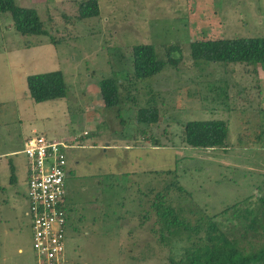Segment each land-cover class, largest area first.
Wrapping results in <instances>:
<instances>
[{
    "label": "rangeland",
    "instance_id": "obj_1",
    "mask_svg": "<svg viewBox=\"0 0 264 264\" xmlns=\"http://www.w3.org/2000/svg\"><path fill=\"white\" fill-rule=\"evenodd\" d=\"M80 2L17 0L38 11L55 44L21 35L10 14L0 18V264L37 263L26 198L30 134L76 147L67 151L74 174L68 187L86 199L83 209L69 215L67 264H169L170 248L154 231L158 194L182 217H214L227 235L239 237L243 219L232 207L256 209L264 194V71L196 64L190 45L264 37V0H99L100 16L87 20L79 19ZM143 44L155 46L163 59L179 44L182 59L177 68L137 81L132 54ZM55 71L64 74L67 98L35 103L27 77ZM123 73L131 81L121 85L126 106L122 102L118 117V109H105L99 82ZM153 92L160 122L137 125L136 113ZM205 120L229 123L228 151L183 142L184 126ZM71 137L77 141L69 142ZM12 167L18 184L11 182ZM249 243L256 240L242 242L247 251Z\"/></svg>",
    "mask_w": 264,
    "mask_h": 264
},
{
    "label": "trees",
    "instance_id": "obj_2",
    "mask_svg": "<svg viewBox=\"0 0 264 264\" xmlns=\"http://www.w3.org/2000/svg\"><path fill=\"white\" fill-rule=\"evenodd\" d=\"M6 14L11 15L13 28L21 35L48 37L51 44H55L36 9L20 7L17 0H0V18H7ZM100 14L99 0H81L79 3L80 20L97 18ZM190 47L191 57L196 64H246L259 66L264 71V37L198 40ZM132 55L134 76L140 82L158 76L168 68H177L182 59L179 44L167 49L165 59L158 56L153 45H137L133 48ZM120 78L102 79L99 88L105 109H118V117H123V105L126 104L120 88L122 83L131 80L128 73H123ZM27 88L30 99L38 104L65 99L69 92L61 71L29 75ZM152 94L154 96L147 101L146 107L136 113L134 121H137V125L144 124L149 127L160 122V110L154 103L157 99L156 93ZM139 135H143L141 129ZM228 135L229 123L225 120L190 121L183 129V142L192 148L228 151ZM11 171V182L14 183V167ZM262 191L264 192L263 189ZM164 200L165 196L158 194L152 206L158 216L159 228L154 231L158 234L159 243L170 248L169 264H264V194L258 198L256 209L251 205L243 211L238 210L237 206L232 207L235 217L243 219L239 237L233 233L227 235L222 223L214 217L201 215L192 222L179 214L182 210L178 212L173 206L166 205ZM251 201L252 197L248 198L247 202ZM228 212L227 208L224 213ZM249 238H254L258 243L257 246L256 243H249L251 251H247L242 245ZM178 248L180 252L174 253Z\"/></svg>",
    "mask_w": 264,
    "mask_h": 264
},
{
    "label": "built area",
    "instance_id": "obj_3",
    "mask_svg": "<svg viewBox=\"0 0 264 264\" xmlns=\"http://www.w3.org/2000/svg\"><path fill=\"white\" fill-rule=\"evenodd\" d=\"M67 148L66 143L53 142L45 136L36 135L25 141L27 216L31 222L36 264H67L65 248L70 221Z\"/></svg>",
    "mask_w": 264,
    "mask_h": 264
},
{
    "label": "crops",
    "instance_id": "obj_4",
    "mask_svg": "<svg viewBox=\"0 0 264 264\" xmlns=\"http://www.w3.org/2000/svg\"><path fill=\"white\" fill-rule=\"evenodd\" d=\"M28 76V75H27ZM29 97V96H28ZM35 131H33V133H34ZM31 135V134H30ZM30 135H26L25 136V141L28 139V138H30L31 136ZM75 141H77V139L75 140L73 137H71V139H69V142H75ZM60 142H64V141H60ZM70 147L69 148H67L66 149V152L69 150V149H73V148H76V147H74L73 145H70L68 142H66ZM105 147H107V150L108 149H111L112 148V146H111V144H107V146H105ZM94 148H96V147H94ZM107 150H105V152L107 151ZM136 150V149H135ZM128 151H134V148H132V147H130V146H128ZM11 154V153H10ZM0 156H4V155H0ZM5 156H8V154H6ZM137 158H139L138 156H136ZM135 157V160L137 159ZM67 158H68V155H67ZM2 160H3V157H2ZM1 160V161H2ZM0 165H1V162H0ZM68 167H69V160H68ZM15 169V168H14ZM16 173V172H15ZM74 174H73V171H72V169H70L69 168V177H68V179H67V192H68V197H67V207H68V211H69V214L71 215V213L72 214H76V213H78V211L80 210V209H78L79 207H82V209H83V207H84V200L86 199V198H82L81 197V191H76V190H69V187H68V181H69V179L73 176ZM21 181V178H20V175L18 174V173H16V184H18L19 182ZM26 184H27V178H26ZM84 190H86L87 191V189H85L84 188ZM99 190V189H98ZM26 198H27V195H26ZM87 204V203H86ZM95 208H97L98 206L95 204V206H94ZM95 208H94V210H95ZM107 208V207H106ZM81 209V211H80V213L83 211ZM98 210V209H97ZM97 210H95V212H97ZM76 219V218H75ZM72 228L74 229V230H78L77 229V227L72 223ZM18 252L19 253H23V250L22 249H18Z\"/></svg>",
    "mask_w": 264,
    "mask_h": 264
},
{
    "label": "clouds",
    "instance_id": "obj_5",
    "mask_svg": "<svg viewBox=\"0 0 264 264\" xmlns=\"http://www.w3.org/2000/svg\"><path fill=\"white\" fill-rule=\"evenodd\" d=\"M60 142V141H59ZM64 143H66V142H64ZM67 144V143H66ZM68 145V144H67ZM69 146V145H68ZM70 147V146H69ZM66 154H67V152H66ZM68 159V158H67Z\"/></svg>",
    "mask_w": 264,
    "mask_h": 264
}]
</instances>
